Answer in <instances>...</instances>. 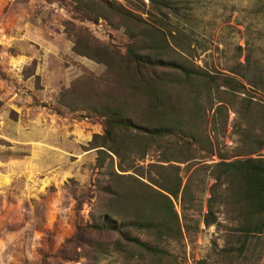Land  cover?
<instances>
[{
  "label": "rangeland",
  "instance_id": "rangeland-1",
  "mask_svg": "<svg viewBox=\"0 0 264 264\" xmlns=\"http://www.w3.org/2000/svg\"><path fill=\"white\" fill-rule=\"evenodd\" d=\"M117 104L170 133L118 159L96 138ZM245 159L264 161V0H0V264H264L214 181Z\"/></svg>",
  "mask_w": 264,
  "mask_h": 264
},
{
  "label": "trees",
  "instance_id": "trees-1",
  "mask_svg": "<svg viewBox=\"0 0 264 264\" xmlns=\"http://www.w3.org/2000/svg\"><path fill=\"white\" fill-rule=\"evenodd\" d=\"M126 54L128 67L134 69L140 67L142 64H148L146 58H141L131 48L127 50ZM134 82L136 85L139 84L137 81ZM163 82L164 80L157 76L150 78L148 81L142 80L140 82L145 90L144 95L147 97V110L149 112H156L161 106L160 90L158 91L157 89L162 86ZM100 116L104 117L105 121L103 122V134L96 137L100 140L99 147L106 149L118 159L122 158L125 153L130 152L131 148L136 147L137 142L133 138H143L141 135H144L146 138L162 137L170 133L168 128L157 125L140 129L129 117L125 116L122 104L101 106ZM131 130L133 134L124 137V133ZM125 138H132L131 142L134 141L132 146H130L131 148L128 146V141L130 140H126ZM98 151L101 152V150ZM118 167L121 169L120 166ZM214 167L222 171L221 175L214 178L215 182H219L220 177H222L224 182L228 181L235 185L236 202L240 204L241 210V230L246 233H261L264 230V161L253 159L234 160L229 163L218 162ZM166 193L171 197H176V189L166 190ZM156 194L170 205V200L166 196L159 193ZM129 197L127 198L129 199ZM149 199H152V197ZM173 215L176 218L174 213ZM209 215V212H207L203 218V223L206 226L211 224V221L207 218ZM109 225L107 219L102 217L100 221L87 225V228L92 231L103 232L109 229ZM127 225L139 229L150 227V225L143 224L140 221H133ZM138 245L144 247L140 243Z\"/></svg>",
  "mask_w": 264,
  "mask_h": 264
}]
</instances>
